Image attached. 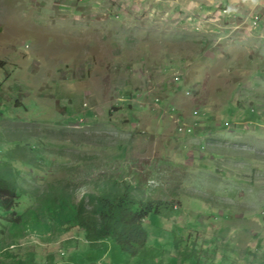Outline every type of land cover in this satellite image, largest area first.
I'll return each mask as SVG.
<instances>
[{"label": "rangeland", "instance_id": "rangeland-1", "mask_svg": "<svg viewBox=\"0 0 264 264\" xmlns=\"http://www.w3.org/2000/svg\"><path fill=\"white\" fill-rule=\"evenodd\" d=\"M230 1L0 0V160L23 189L127 183L168 207L144 221L149 264H264V9ZM29 255L135 264L1 219L0 264Z\"/></svg>", "mask_w": 264, "mask_h": 264}, {"label": "trees", "instance_id": "trees-1", "mask_svg": "<svg viewBox=\"0 0 264 264\" xmlns=\"http://www.w3.org/2000/svg\"><path fill=\"white\" fill-rule=\"evenodd\" d=\"M16 156L8 153L9 160H0V220L9 222L13 231L26 228L49 244L70 231H80L92 247L109 240L113 247L134 258L135 264H149L144 221L159 214L164 205L168 208L167 204L115 180H105L101 185L85 182L86 190L79 199L75 186L65 180L26 190L9 166ZM26 194L37 207L22 200ZM23 203L29 207L20 213ZM43 216L45 220H41ZM32 261L29 255L24 264Z\"/></svg>", "mask_w": 264, "mask_h": 264}, {"label": "built area", "instance_id": "built-area-1", "mask_svg": "<svg viewBox=\"0 0 264 264\" xmlns=\"http://www.w3.org/2000/svg\"><path fill=\"white\" fill-rule=\"evenodd\" d=\"M253 24H257L258 23V16L257 15H254L253 18ZM176 79H179V77L177 76ZM178 130L179 131H186V132H190L191 131V128H184V127H178Z\"/></svg>", "mask_w": 264, "mask_h": 264}, {"label": "crops", "instance_id": "crops-1", "mask_svg": "<svg viewBox=\"0 0 264 264\" xmlns=\"http://www.w3.org/2000/svg\"><path fill=\"white\" fill-rule=\"evenodd\" d=\"M228 1V5L231 7L232 6V3L230 0H227ZM246 1H250V0H246ZM257 2V4L259 5V7H262L264 9V0H255ZM263 16H264V13H263Z\"/></svg>", "mask_w": 264, "mask_h": 264}]
</instances>
